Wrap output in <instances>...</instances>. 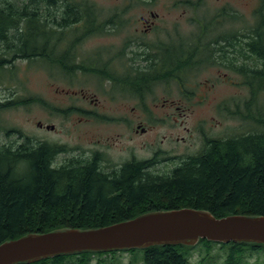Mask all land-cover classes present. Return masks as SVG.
I'll return each instance as SVG.
<instances>
[{"label": "trees", "instance_id": "trees-1", "mask_svg": "<svg viewBox=\"0 0 264 264\" xmlns=\"http://www.w3.org/2000/svg\"><path fill=\"white\" fill-rule=\"evenodd\" d=\"M16 1L13 4L0 0V40L12 35L10 40L15 44L7 47L9 53L26 61L34 60L38 53L41 58H49L48 48L39 51L37 46L39 37L48 40L44 26L60 23L55 14L62 15L64 25L78 24L82 19L78 11L85 8L80 0ZM255 15L248 46L262 58V68L247 77L246 111L237 113L242 121L253 123L252 129L205 139L197 153L160 175L146 171L151 161L134 159L115 169H105L99 153L72 155L58 164L57 158L71 149L47 142L33 144L25 137L19 149L0 152V244L25 234L60 228H101L149 211L191 208L208 211L215 218L264 216V105L253 110L259 105L260 95L264 96L261 6ZM198 246L207 251L217 246L227 249L226 264H239L244 251L264 253V246L259 244L206 240H199L193 247L151 246L121 253L130 255L128 264H188ZM121 253H80L32 264H91L95 258V264H121Z\"/></svg>", "mask_w": 264, "mask_h": 264}, {"label": "flooded vegetation", "instance_id": "flooded-vegetation-1", "mask_svg": "<svg viewBox=\"0 0 264 264\" xmlns=\"http://www.w3.org/2000/svg\"><path fill=\"white\" fill-rule=\"evenodd\" d=\"M197 1L198 3H194V0L174 2L173 6H182L181 13L176 16L178 22L188 11L195 13L200 9L195 6L204 0ZM126 3L129 5L127 8L115 10L107 19H103L99 10L83 1L81 5H85V8L78 11L82 17L81 23L64 25L61 19L58 24L44 26L49 33L48 40L42 41L39 37L37 47L39 51L44 47L48 48L46 56L49 58H41V53H38L34 60L41 62V67L51 77L57 81L63 80V84L69 88L62 90L64 94L75 98L80 96V99L75 100L76 104L69 106L70 113L95 117V110L92 112L87 109L86 104L88 102L96 110L102 109L104 104L100 97H103L107 103L115 106L113 112L116 116L113 122L124 126L130 140H133L136 136L147 135L157 127L183 129L184 121H178L175 115L185 117V108L196 96V85L193 81L207 69H222L225 80L231 77L239 79L240 87L249 93L246 79L251 71L262 68V58L250 51L249 30L243 25L238 29L232 25V22L238 21L237 13H233L230 8H223L214 16L215 19L198 25L193 24L195 19L192 18L186 33L181 25L174 24L169 28L156 23L159 15L152 11L140 15L136 23L131 24L126 17H130L133 10L141 5L151 6L152 3L151 0H128ZM184 6H187L188 11ZM121 18H126V21ZM222 20L231 22L232 27L228 33L220 35L217 30L222 25H213L211 22L221 23ZM160 21L161 18L158 19ZM10 38L12 35L4 36L0 40V120L3 111L24 105V101L17 98V93H12L11 97L5 96L6 89L2 88L4 76L7 74L3 69L14 60L20 59L17 54L9 53L7 49ZM258 45L262 46L260 42ZM259 52L263 54V51ZM174 95L177 98H172ZM34 101L39 106L42 103L39 99ZM215 108L224 115L230 111L229 104ZM46 110L51 116L53 112L58 113L56 108L47 105ZM132 114L140 119L134 128ZM199 125L198 137L204 142L211 137ZM36 126L40 131L55 130L53 124L44 125L38 122ZM13 134L16 139H11ZM24 139L25 135L19 130H2L1 127L0 152L6 154L9 150L19 149L24 144ZM41 142L47 141H36ZM176 142H179L178 138ZM153 144L151 147L154 149ZM155 149L151 156L141 161H151L146 171L156 175L168 171V168L163 167L165 163L179 160L176 164L178 166L188 156H170L167 150L158 146ZM81 151L84 155L100 153ZM261 262L264 264L263 260Z\"/></svg>", "mask_w": 264, "mask_h": 264}, {"label": "rangeland", "instance_id": "rangeland-1", "mask_svg": "<svg viewBox=\"0 0 264 264\" xmlns=\"http://www.w3.org/2000/svg\"><path fill=\"white\" fill-rule=\"evenodd\" d=\"M9 3H17L16 0H6ZM87 1L93 5V8L99 10V14L103 19H107L112 12L127 8L128 0H80ZM176 0H151L152 5H141L136 10H133L130 17L131 24H135L139 16L152 11L159 15L161 21L157 22L162 26L172 28L174 24L181 25L184 31L188 30L192 18L195 19L193 24H202L215 19L214 16L223 8H230L233 13H237L238 21L232 22L236 29L240 25L249 30L255 23L257 9L261 6L264 13V2L261 5V0H204L200 1L199 5L195 6L199 9L195 13L188 11L183 17L177 20V15L182 11V6H173ZM78 2V1H77ZM194 3H198L194 0ZM62 12V11H61ZM54 13V9L51 12ZM60 13V12H59ZM166 16V17H165ZM57 19L61 20V16L55 14ZM150 19L149 16H145ZM227 17V16H226ZM126 18H121L126 21ZM52 19V18H51ZM213 25L220 24V35L228 33L231 29V22L222 20L221 23L211 22ZM227 24V25H226ZM226 25V26H225ZM13 40L8 42V46L14 45ZM6 72L2 88L5 96L11 97L12 93H17V98L24 101V105L16 106L2 112L0 120V130H19L30 139L33 144L37 139H44L52 144L64 145L71 149L66 155H60L56 162L59 164L70 156L85 157L81 151L100 152L103 160L102 167L112 170L121 164L135 158V160H144L153 154L152 150L158 146L162 150H167L170 156L191 155L197 153L202 147V141L198 137L200 125L201 129L211 138H221L227 135H237L244 133L245 130L253 128L251 121H242L238 112H243L244 103L248 101L249 93L240 87L239 79L235 80L232 77L225 80L222 69L210 68L200 74L194 82L196 85V96L191 100L192 103L187 106L185 117L180 118L175 115L177 120L184 121L183 129L176 127H168L162 129L155 128L147 135L136 136L130 140L128 130L124 126L113 122L114 107L111 103L100 97L103 101V108L96 110L86 104V108L92 112H96L95 117L81 116L80 114L70 113L69 107L71 104H76L75 100L80 99L64 94L65 90H69L63 80L57 81L50 76L49 72L41 67V62L37 60H14L10 65L3 69ZM60 79V77H59ZM64 90V91H62ZM62 92V93H61ZM16 96V95H15ZM163 98V97H161ZM172 98H177L175 95ZM16 99V97H14ZM35 99L42 101L40 106L35 103ZM264 96L260 95L259 105L253 110L257 111L264 105ZM51 108H56L58 113L53 112V116L49 115L46 110V105ZM229 104V112L227 115L222 114L216 106ZM238 110V111H237ZM237 111V112H236ZM138 114V113H137ZM62 116V117H59ZM91 117V118H90ZM133 128L140 119L136 118V114H132ZM131 119V118H130ZM142 119V118H141ZM41 122L44 125L53 124L55 130L40 131L37 128V123ZM144 125L146 121L144 120ZM15 134L11 137L14 139ZM176 138L179 142H176ZM16 139V138H15ZM162 142H161V141ZM154 143V144H153ZM151 144L155 147H151ZM98 150V151H96ZM179 160H173L165 163L164 168L169 169L176 166ZM228 250L217 247H212L210 250L202 249L198 246L192 251L191 257L188 259V264H226V256ZM239 264H262L264 261L263 252L244 251ZM121 264H128L130 255L121 253L119 256ZM96 258L91 264H95Z\"/></svg>", "mask_w": 264, "mask_h": 264}, {"label": "water", "instance_id": "water-1", "mask_svg": "<svg viewBox=\"0 0 264 264\" xmlns=\"http://www.w3.org/2000/svg\"><path fill=\"white\" fill-rule=\"evenodd\" d=\"M199 240L264 246V216L215 218L208 211L191 208L149 211L101 228H60L6 240L0 244V264H32L73 254L141 250L151 246L193 247Z\"/></svg>", "mask_w": 264, "mask_h": 264}]
</instances>
